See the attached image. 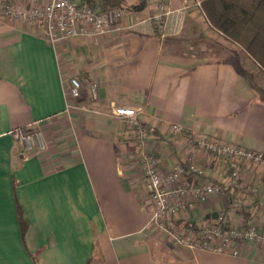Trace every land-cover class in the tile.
<instances>
[{
	"label": "crops",
	"instance_id": "obj_1",
	"mask_svg": "<svg viewBox=\"0 0 264 264\" xmlns=\"http://www.w3.org/2000/svg\"><path fill=\"white\" fill-rule=\"evenodd\" d=\"M118 25L51 43L40 28L7 20L0 6V264H264V246L249 242L237 255L159 246L137 146L111 113L113 105L139 107L151 130L145 150L161 171L190 153L188 135L173 124L264 152V71L181 0L164 10L148 0L141 11H123ZM75 76L84 82L80 98L68 93ZM88 83L97 85L96 100ZM16 129H36L43 147L26 150ZM194 162L206 175L189 183L225 178L223 160ZM241 174L256 195L213 194L182 220L200 226L223 210L229 225L244 223V212L246 223L264 219L263 169Z\"/></svg>",
	"mask_w": 264,
	"mask_h": 264
},
{
	"label": "built area",
	"instance_id": "obj_2",
	"mask_svg": "<svg viewBox=\"0 0 264 264\" xmlns=\"http://www.w3.org/2000/svg\"><path fill=\"white\" fill-rule=\"evenodd\" d=\"M157 1L164 10V3L168 0ZM181 3L182 9L201 11V0H181ZM0 6L1 13L7 20L22 21L40 28L51 43L73 37L104 36L121 30L118 22L123 14L122 9L95 10L80 0H0ZM154 17L161 20L162 14ZM69 84V95L80 98L84 90L83 80L77 76L71 77ZM87 93L91 100H96L97 85L88 83ZM139 112V107L129 105H113L111 109L112 115L129 128L137 146L141 177L153 206L149 225L162 230L170 240L188 249L200 247L237 255L241 243L264 246V219L261 218L226 228L220 222L221 217L216 218L213 223L203 222L199 234L173 223L186 219L189 210L206 202L213 194L229 195L230 190L236 188L244 196L256 195L257 185L251 179H244L241 172L243 167L259 166L263 169L264 176V152L173 124V132H185L188 135L190 153L183 162H175L169 170L161 171L159 159L145 150V141L151 130L139 120ZM12 134L24 144L26 150L43 147L39 132L16 129ZM198 156L223 160L225 178L189 183L191 175L201 178L206 175L194 162Z\"/></svg>",
	"mask_w": 264,
	"mask_h": 264
},
{
	"label": "trees",
	"instance_id": "obj_3",
	"mask_svg": "<svg viewBox=\"0 0 264 264\" xmlns=\"http://www.w3.org/2000/svg\"><path fill=\"white\" fill-rule=\"evenodd\" d=\"M148 0H80L95 10L122 9L123 11H141L147 5ZM207 18L210 25L221 32L227 40L239 45L242 50L253 59L264 71V0H201V11ZM25 131H31L25 130ZM228 209V208H227ZM221 224L224 228L229 224L223 221L221 211ZM246 224L249 214H242ZM18 224L21 236L26 233L28 224L23 216L21 207L17 210ZM211 221L210 219H208ZM206 220V221H208ZM215 221V219H212ZM174 224L187 227L190 231L199 234L200 226L194 222L182 219L176 220ZM89 264V262H87ZM191 264V263H186Z\"/></svg>",
	"mask_w": 264,
	"mask_h": 264
},
{
	"label": "rangeland",
	"instance_id": "obj_4",
	"mask_svg": "<svg viewBox=\"0 0 264 264\" xmlns=\"http://www.w3.org/2000/svg\"><path fill=\"white\" fill-rule=\"evenodd\" d=\"M243 60H244V62H247V60H249V61L251 60L252 63H250L249 66L252 68V70H254L253 65H254V63L257 65V63L253 59L250 58V59H243ZM258 68L260 69L259 66H258ZM31 131L37 132L36 129H31ZM209 223H213V220L209 221ZM180 225H181V223H180ZM186 229H188V228L186 227ZM188 231H190V229H188ZM192 231H194V230H192ZM154 238L157 240V243L159 246H165L166 248H169V250H172V249L177 250V249H184L185 248L184 246H179L175 241L168 239V237H166V235L164 234V232L162 230H157L154 234Z\"/></svg>",
	"mask_w": 264,
	"mask_h": 264
},
{
	"label": "water",
	"instance_id": "obj_5",
	"mask_svg": "<svg viewBox=\"0 0 264 264\" xmlns=\"http://www.w3.org/2000/svg\"><path fill=\"white\" fill-rule=\"evenodd\" d=\"M217 216H218V213H217V212H214V213H212V214H208V215H207V218L216 219Z\"/></svg>",
	"mask_w": 264,
	"mask_h": 264
}]
</instances>
